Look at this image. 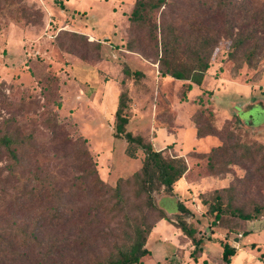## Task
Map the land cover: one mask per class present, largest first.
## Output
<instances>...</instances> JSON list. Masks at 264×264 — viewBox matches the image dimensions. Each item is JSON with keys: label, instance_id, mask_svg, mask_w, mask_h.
I'll return each instance as SVG.
<instances>
[{"label": "rangeland", "instance_id": "1", "mask_svg": "<svg viewBox=\"0 0 264 264\" xmlns=\"http://www.w3.org/2000/svg\"><path fill=\"white\" fill-rule=\"evenodd\" d=\"M134 1L0 0V134L14 130L21 135H32L37 154L28 162L40 166L48 175L50 186L65 193L81 172L74 166V145L63 141L67 137H81L86 141L98 177L107 187L67 200V204L80 210L79 222L38 229L34 222L44 218L41 210L16 211L11 202L20 193L29 166L18 178L9 177L6 168L9 161L1 158L0 256L11 251L27 257L9 256L0 260V264H94L123 241L124 234L130 231L127 219L152 222L154 214L145 196L136 197L131 178L141 165L143 153L137 151L136 159L129 158L124 153L125 140L114 137V112L123 88L128 90L131 111L127 112L126 130L139 132L153 149L164 148L167 157L186 155L192 150L208 155L212 148L236 142L247 145L253 152L264 144V128L254 130L264 125V111L257 105H247L252 101L261 104L264 98V52L254 56L248 65L242 54L230 59L229 43L220 39L204 76L209 80L205 87L203 80L199 88L194 85L187 92L184 82L158 75L155 80L154 58L140 51L125 50L128 16ZM167 1L177 7L154 10L150 13L152 22L171 21L186 36V33L191 35L188 27L192 21L200 22L211 32L223 29L221 22L204 20V8L198 6V0ZM251 1L259 4L263 0ZM189 38L192 41L194 37ZM124 66L131 71H142L145 79L133 84L132 79L122 74ZM232 115L237 116L243 128L254 129L233 128L231 121L224 120ZM53 118L61 122L62 134L49 128L48 120ZM197 118H200L199 127L210 125L222 129V139L207 136L199 141L193 123ZM8 120L14 123L6 126ZM231 130L234 139L227 142L224 137ZM243 151L244 148L234 149L225 157H217L215 167L230 171L217 175H208L205 159L188 154L187 180L220 181L204 183L196 193L198 202L209 198L218 187L233 185L234 205L246 210L253 203L264 207V176L250 182L244 170L248 162L238 163ZM255 167L264 168L258 156L251 171ZM120 178L129 182L122 184L125 204L118 211L113 209L115 200L110 189ZM179 187L176 184L175 192L183 200L185 195ZM221 222L229 228L245 230L241 222L236 224L239 221L229 217ZM34 228L41 231L39 235L24 242L21 229L29 234ZM248 236L242 244L247 243ZM153 237L149 244L151 250H154ZM64 239L69 243L65 250L56 253L55 249L46 261L42 260L40 254L45 253L47 245ZM203 243L211 245L213 252L220 250L217 241L204 239Z\"/></svg>", "mask_w": 264, "mask_h": 264}, {"label": "trees", "instance_id": "2", "mask_svg": "<svg viewBox=\"0 0 264 264\" xmlns=\"http://www.w3.org/2000/svg\"><path fill=\"white\" fill-rule=\"evenodd\" d=\"M198 6L204 8V20H214L216 23H222L223 29H215L211 32L208 27H203L200 22L192 21L187 36L179 29L175 23L166 21L157 24L151 21L150 13L154 10H170L177 7L175 4L168 3L167 0H135L132 11L128 16V40L125 43L127 52L140 51L142 55H149L154 58L156 72L159 77H169L177 81L185 82L186 91L189 92L192 86L200 87L205 74L210 67V58L220 39L229 43L228 52L230 59L235 58L237 54H242L246 64L251 63V59L264 52V0L259 4H253L251 0H198ZM207 11L209 13H207ZM226 25L229 27L226 28ZM181 26V25H180ZM213 30V29H212ZM236 30V31H234ZM74 36L78 34L74 33ZM80 36V35H79ZM190 36L193 40L190 41ZM122 74L128 79H132L133 84L139 79H145L144 73L139 70H129L127 66L122 68ZM124 85V82L121 81ZM186 100L185 94L183 101ZM128 90L123 88L117 98V106L114 112V137L123 138L126 143L124 153L132 159L137 158V151L143 153L139 169L131 174L135 195L137 198L145 196L146 203L150 212L154 214L151 223L142 222L136 219H127L130 231L124 234L123 241L115 246L114 250L109 252L103 258H99L94 264H140L149 252L145 248L146 240L155 223L166 219L163 211L158 209L155 199L161 194L172 195L174 184L180 180L186 171L188 165L181 156H166L165 151H156L149 142H146L140 133H132L126 130L129 122ZM128 110V111H127ZM199 119L193 120L196 138L207 136H219L222 139V129H216L210 125L199 127ZM233 128L247 130L240 125L236 115L230 119ZM14 121H6L9 126ZM49 128L53 132L62 134L61 122L56 118L49 119ZM234 139L231 130L224 140L229 142ZM32 135H21L17 131L3 132L0 134V159L5 158L9 161V177L18 178L22 172L29 166L28 177L19 188L20 193L11 199L12 205L16 211L31 210L36 208L41 210L44 218H37L34 222L35 227L43 229L60 228L70 222H79L82 219L81 212L67 204V200L81 194L88 195L92 190L97 193L101 189H107L105 183L98 177L95 164L86 148V141L78 137L71 139L67 137L63 143H72L74 166L81 172L69 187L67 192L56 191L50 186L48 175L35 162H28L29 159L37 154ZM244 151L238 158V163L242 160L248 162L244 167L246 176L250 177V182L255 177L264 176V168H254L255 157L261 158L264 164V144L258 146L252 152L247 145L242 143H233L229 145L223 143L219 147L212 148L208 155L191 151L189 154L201 160H206V169L208 175H217L229 173L225 167H215L217 157H225L229 151L237 149ZM34 159V158H33ZM250 175V176H249ZM245 176V177H246ZM243 178V180L245 179ZM7 181V180H6ZM240 181V180H238ZM123 182H129V179H118L116 184L110 190L115 200L113 209L120 211L125 204L123 196ZM63 193V194H62ZM235 195L234 186L228 185L212 191L211 196L200 203L205 208V215L211 226L216 225L225 217L237 221H255L264 218V207L261 204L253 203L250 209L246 210L238 205H234ZM179 214L175 217V226L188 238L194 246L191 256L194 257L199 252L200 239L196 240V232L193 225L185 221L189 214L187 209L179 203ZM145 218V217H144ZM42 222L45 224L43 225ZM41 231L34 228L29 234H25L21 229L23 241L32 240L39 235ZM11 236V235H10ZM9 236V237H10ZM3 235L0 234V242ZM49 242H53L49 240ZM66 239L55 241L47 245L45 253L40 254L42 260L55 253L66 249L68 245ZM15 253V254H14ZM235 250L227 243H222L221 260L224 263L229 262ZM24 256L17 252H9L7 255L0 256V260H6L7 257ZM3 264V263H1ZM84 264H87L85 262Z\"/></svg>", "mask_w": 264, "mask_h": 264}, {"label": "crops", "instance_id": "3", "mask_svg": "<svg viewBox=\"0 0 264 264\" xmlns=\"http://www.w3.org/2000/svg\"><path fill=\"white\" fill-rule=\"evenodd\" d=\"M154 76L155 80H158V77H156V71ZM207 81L209 80L205 77L202 84L203 87L207 85ZM260 101L261 104L253 103L252 101L251 104L247 103V105H257L262 111H264V98ZM232 116L225 118L224 120H228ZM262 128H264V125L255 129L251 127L245 129L256 130ZM155 134L156 130L154 129V135ZM198 139L201 141L205 139V137ZM154 150L164 151L165 149L154 148ZM192 151L202 153V151ZM188 154H178L177 156H181L185 159L189 169L190 158L187 157ZM187 172L188 171H186L184 176L174 184L172 195L161 194L156 197L155 204L158 209L164 212L168 221L162 219L154 224L145 243V248L148 250L149 254L143 258L140 264H264V220L236 222V224H240L241 222L245 230H235V227L229 228L227 225L222 224L223 222L221 221L217 222L214 227L211 226L208 222L209 220L207 219V216L205 215V208L200 202H198V194L196 193H198L204 183H215L220 181H212L210 178H204L202 181L194 182L191 179H186ZM176 184H180L179 189L185 195L183 200H180L176 195ZM223 186L218 188H222ZM194 195H196V197H193ZM179 203H181L189 212L185 221L194 226L196 230L194 238L196 240L200 239V250L194 257L191 256V253L194 250L191 239L186 237L181 230L175 226V217L179 214ZM238 234H241L240 238L237 237ZM152 235H154L153 238L155 239L154 250L149 248V244L151 242L150 238ZM247 235H250L248 236L247 243L242 244ZM204 239L208 241H217L220 245V250L218 252H213L211 245L203 243ZM222 243H227L229 247L235 250L234 255L229 258L228 263H224L221 260Z\"/></svg>", "mask_w": 264, "mask_h": 264}, {"label": "built area", "instance_id": "4", "mask_svg": "<svg viewBox=\"0 0 264 264\" xmlns=\"http://www.w3.org/2000/svg\"><path fill=\"white\" fill-rule=\"evenodd\" d=\"M237 237H239V238H240V237H241V234H238V235H237Z\"/></svg>", "mask_w": 264, "mask_h": 264}]
</instances>
